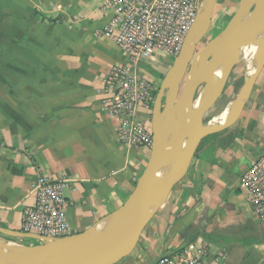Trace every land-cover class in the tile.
<instances>
[{
  "label": "crops",
  "instance_id": "crops-1",
  "mask_svg": "<svg viewBox=\"0 0 264 264\" xmlns=\"http://www.w3.org/2000/svg\"><path fill=\"white\" fill-rule=\"evenodd\" d=\"M102 1L0 0V241L44 245L21 230L39 177L69 183L71 236L121 207L146 167L150 151L122 145L117 120L103 108L102 81L129 61L100 33L111 19ZM165 61L173 60L159 56L136 71L159 89L170 68ZM151 113L137 110L150 129ZM208 137L134 250L114 264H157L205 237L217 241L208 242L205 264H264V243H241L260 238L264 223L252 215L240 185L264 155V67L236 123Z\"/></svg>",
  "mask_w": 264,
  "mask_h": 264
},
{
  "label": "water",
  "instance_id": "water-1",
  "mask_svg": "<svg viewBox=\"0 0 264 264\" xmlns=\"http://www.w3.org/2000/svg\"><path fill=\"white\" fill-rule=\"evenodd\" d=\"M216 3L202 0L158 90L151 113L150 156L124 204L80 234L61 239L38 236L44 245L0 241V264H114L131 254L159 206L186 175L201 141L236 123L264 67V0H240L214 41L212 61L205 66L193 62L195 67L188 70L190 56L210 29ZM240 63L244 82L237 101L205 120ZM52 244L58 245L56 252L47 250ZM77 246H84V251L78 252Z\"/></svg>",
  "mask_w": 264,
  "mask_h": 264
},
{
  "label": "built area",
  "instance_id": "built-area-1",
  "mask_svg": "<svg viewBox=\"0 0 264 264\" xmlns=\"http://www.w3.org/2000/svg\"><path fill=\"white\" fill-rule=\"evenodd\" d=\"M198 0H103L102 10L111 13L100 31L127 56V65H114L103 83V108L117 120L118 141L127 147L150 151L151 129L137 118L138 108L152 111L154 84L141 76L136 67L156 57L175 59L199 13ZM252 215L264 223V155L252 161L241 175ZM65 180L39 177L32 186V206L23 210L21 230L47 239L70 236ZM211 244L189 243L182 250L162 256L157 264H205ZM223 257V253L218 254Z\"/></svg>",
  "mask_w": 264,
  "mask_h": 264
},
{
  "label": "rangeland",
  "instance_id": "rangeland-1",
  "mask_svg": "<svg viewBox=\"0 0 264 264\" xmlns=\"http://www.w3.org/2000/svg\"><path fill=\"white\" fill-rule=\"evenodd\" d=\"M239 1L237 2V4H235L234 6H231L227 3H223V1L221 0L219 6L216 8V10L213 13V17H212V23L209 29V32L207 33V35L200 41V43L197 45L194 53H192V55L190 56L191 59V65L189 66L188 70L191 69L192 67H195V57L199 54V52L203 51V50H207L210 49L211 47L214 46V41L217 37V35L226 27V25L228 24L229 20L231 19V17L233 16V14L235 13V11L237 10V5H239ZM234 4V2H233ZM214 54L212 53L209 56L208 62H211L213 59ZM174 60V59H171ZM167 66L172 65V62L169 61H165ZM194 62V64H193ZM207 62V63H208ZM164 63V60H160L159 64ZM243 70H244V63H240L233 71L229 82L227 84V87L223 93V95L215 102V104L211 107V109L206 113L205 115V120H209L210 118H212L214 115L220 113L221 111H223L227 105L233 100V98L238 94L239 90L241 89V87L243 86ZM167 74V71H164L163 76L161 77V82L164 81V78ZM234 76V77H233ZM159 83V81L156 82V86ZM159 89H155V93H154V99L158 93ZM210 140V137H208L207 139H204L202 141L206 142Z\"/></svg>",
  "mask_w": 264,
  "mask_h": 264
},
{
  "label": "bare ground",
  "instance_id": "bare-ground-1",
  "mask_svg": "<svg viewBox=\"0 0 264 264\" xmlns=\"http://www.w3.org/2000/svg\"><path fill=\"white\" fill-rule=\"evenodd\" d=\"M211 48L199 52V54L194 59L196 65L205 66L207 64L209 56L212 53H214V48L212 49ZM237 99H238V94L233 98L231 106H233V104L237 101ZM224 116H225V113L219 118V120L222 121ZM46 248L49 251L56 252L58 249V245L56 244L47 245ZM76 249L78 252L82 253L84 251V246H77ZM13 260H14V263H17L16 259H13Z\"/></svg>",
  "mask_w": 264,
  "mask_h": 264
},
{
  "label": "trees",
  "instance_id": "trees-1",
  "mask_svg": "<svg viewBox=\"0 0 264 264\" xmlns=\"http://www.w3.org/2000/svg\"><path fill=\"white\" fill-rule=\"evenodd\" d=\"M205 240L208 241V242H212V243H216L217 242V241H214L210 237H205ZM260 242L264 243V231L262 232L260 238H253V239H250V240L241 241V243L244 244V245H249V244H253V243H260Z\"/></svg>",
  "mask_w": 264,
  "mask_h": 264
},
{
  "label": "flooded vegetation",
  "instance_id": "flooded-vegetation-1",
  "mask_svg": "<svg viewBox=\"0 0 264 264\" xmlns=\"http://www.w3.org/2000/svg\"><path fill=\"white\" fill-rule=\"evenodd\" d=\"M209 32V31H208Z\"/></svg>",
  "mask_w": 264,
  "mask_h": 264
}]
</instances>
